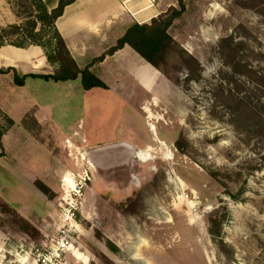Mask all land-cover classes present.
I'll return each instance as SVG.
<instances>
[{
	"label": "rangeland",
	"instance_id": "rangeland-1",
	"mask_svg": "<svg viewBox=\"0 0 264 264\" xmlns=\"http://www.w3.org/2000/svg\"><path fill=\"white\" fill-rule=\"evenodd\" d=\"M153 2L184 7L169 29V78L147 65L135 87L105 69L112 88L83 91L80 78L18 85L22 69H0V128L14 120L0 145V191L42 233L0 228V264H264V109L244 112L238 100L264 103V0ZM17 10L23 23L35 14ZM120 141L150 148L151 159L97 172L82 157ZM68 177L81 184L79 211L69 250L52 259L60 198L75 192ZM210 216L222 221L218 236Z\"/></svg>",
	"mask_w": 264,
	"mask_h": 264
},
{
	"label": "crops",
	"instance_id": "crops-1",
	"mask_svg": "<svg viewBox=\"0 0 264 264\" xmlns=\"http://www.w3.org/2000/svg\"><path fill=\"white\" fill-rule=\"evenodd\" d=\"M44 1L49 10L57 7L59 2V0ZM153 1L155 0H148L147 3L141 0H132V2L131 0H76L65 6L64 12L56 20L55 26L65 39L67 47L78 66L84 68L94 58L102 55L115 45L133 23L149 22L153 17L165 12V10L156 11ZM21 22L22 18L16 13L13 0H0V28ZM55 65H57V69L59 65ZM147 65L152 66L146 63L134 49L126 45L113 55H106L102 61L94 63L91 70L100 76L99 74L102 75L101 71L112 69L114 71L112 74L119 75L118 78L123 79L120 83L125 81L124 83L137 87V85H140L137 74L142 67ZM8 67H13L18 72L22 69L23 75L28 73H52L56 70H45L46 67L52 69L54 66L50 65L44 49L37 44H31L24 48L11 44L0 47V69ZM104 73L107 74L105 71ZM126 74L132 75V78L125 76ZM71 81L74 80L59 81L57 83H70ZM106 84L110 86L109 89L112 88L109 82H106ZM81 85L78 86L81 87ZM96 88L85 90L82 86L83 91H94ZM113 88L116 92H120L118 88ZM12 127L13 125L4 133L2 140L0 137V145H3L5 138L9 137ZM59 172L60 170H57L56 173L59 174ZM1 193L0 191V198L17 210L18 208L9 200L8 195L2 196ZM18 213L20 212L18 211Z\"/></svg>",
	"mask_w": 264,
	"mask_h": 264
},
{
	"label": "trees",
	"instance_id": "trees-1",
	"mask_svg": "<svg viewBox=\"0 0 264 264\" xmlns=\"http://www.w3.org/2000/svg\"><path fill=\"white\" fill-rule=\"evenodd\" d=\"M76 0H59L57 7L48 9L44 0H13V5L18 16L21 14L17 10V5L20 4L27 9H31L32 13L26 22L9 24L0 28V47L5 44H12L18 47H26L27 45L37 44L44 47L41 42L46 36L49 37L48 44L51 46V52L46 51L48 60L52 63H57L59 67L52 73H28L22 76L15 74V82L18 85H24L27 77H38L45 80L68 81L75 80L80 77L82 86L85 90L94 87L108 88V85L95 72L91 70V66L99 61H102L106 55H113L116 51L124 48L126 45L134 49L147 63L151 64L157 70L163 72L168 78V74L162 69V63L165 62L169 53V49L175 43L174 38L169 32L174 20L178 18L184 7L181 9L172 8L165 11L156 17H153L149 22L133 23L120 37L115 45L110 47L102 55L93 59L84 68H80L76 60L72 57L65 39L60 34L55 26V22L60 17L66 5ZM29 3V5H27ZM34 17V18H32ZM40 26V30L37 27ZM46 34H42L43 31ZM16 39V41L14 40ZM193 60H195L193 58ZM239 102L245 104L244 112H254L261 115L264 103L257 101L252 102V99L244 100V97L238 99ZM261 120L264 121V113ZM259 118V116H258ZM8 126L6 129L0 128V137L14 124V120L8 116ZM2 143V142H1ZM177 146L181 148V143L178 141ZM37 186L49 196L54 198L55 194L51 188L43 181L37 180ZM0 210V228L6 229L10 235H25L30 239H36L42 233L33 222L21 216L18 211L6 203L3 199ZM16 216V219L10 218ZM19 218V220L17 219ZM211 225L210 231L213 236L220 234L222 221L214 216L209 217ZM21 236V235H20Z\"/></svg>",
	"mask_w": 264,
	"mask_h": 264
},
{
	"label": "water",
	"instance_id": "water-1",
	"mask_svg": "<svg viewBox=\"0 0 264 264\" xmlns=\"http://www.w3.org/2000/svg\"><path fill=\"white\" fill-rule=\"evenodd\" d=\"M134 147L127 141L109 143L84 150L82 157L97 172L111 169L124 172L142 161Z\"/></svg>",
	"mask_w": 264,
	"mask_h": 264
},
{
	"label": "built area",
	"instance_id": "built-area-1",
	"mask_svg": "<svg viewBox=\"0 0 264 264\" xmlns=\"http://www.w3.org/2000/svg\"><path fill=\"white\" fill-rule=\"evenodd\" d=\"M82 181H86V178H82ZM73 191L75 192L72 193L69 190H65V195L60 198V213L58 215V221L61 226L59 228V237L54 246L51 247V250L46 253V255L50 256L52 259H61L65 254L66 249L69 250L71 245L70 241L74 229L73 226L76 222L75 217L76 213L79 211V205L74 197L75 194L81 192V184L79 182L75 184Z\"/></svg>",
	"mask_w": 264,
	"mask_h": 264
},
{
	"label": "bare ground",
	"instance_id": "bare-ground-1",
	"mask_svg": "<svg viewBox=\"0 0 264 264\" xmlns=\"http://www.w3.org/2000/svg\"><path fill=\"white\" fill-rule=\"evenodd\" d=\"M134 148L136 149V153H138L140 159H141L143 162H146V161H148V160L151 159V155L145 156V155L148 154V151L151 150L150 148H148L147 151H144V149H140V148H138V147H134ZM67 179H68V184H69L71 187L75 186V183H74V181L72 180V178L68 177ZM65 180H66V179H65ZM68 184L65 183V186L67 187Z\"/></svg>",
	"mask_w": 264,
	"mask_h": 264
}]
</instances>
